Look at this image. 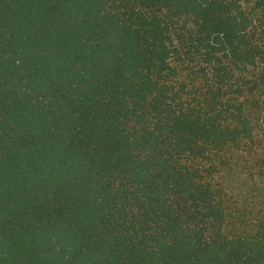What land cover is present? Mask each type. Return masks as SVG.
Here are the masks:
<instances>
[{"label": "trees", "instance_id": "1", "mask_svg": "<svg viewBox=\"0 0 264 264\" xmlns=\"http://www.w3.org/2000/svg\"><path fill=\"white\" fill-rule=\"evenodd\" d=\"M0 264H264V0H0Z\"/></svg>", "mask_w": 264, "mask_h": 264}]
</instances>
